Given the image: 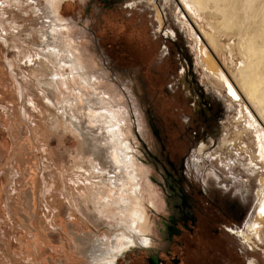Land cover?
<instances>
[{
	"label": "rangeland",
	"instance_id": "rangeland-1",
	"mask_svg": "<svg viewBox=\"0 0 264 264\" xmlns=\"http://www.w3.org/2000/svg\"><path fill=\"white\" fill-rule=\"evenodd\" d=\"M170 3L0 0V264L252 261L238 237L219 230L250 210L249 234L264 248L256 220L264 134L250 125L246 101L231 100L205 70L206 19ZM185 59L210 117L186 94ZM201 158L241 178L243 213L229 195L223 207L205 199L198 177L213 173L194 165ZM255 174L252 195L246 179ZM174 180L194 209L180 224L170 220L182 205ZM233 197L242 211V195Z\"/></svg>",
	"mask_w": 264,
	"mask_h": 264
},
{
	"label": "bare ground",
	"instance_id": "bare-ground-1",
	"mask_svg": "<svg viewBox=\"0 0 264 264\" xmlns=\"http://www.w3.org/2000/svg\"><path fill=\"white\" fill-rule=\"evenodd\" d=\"M162 1L167 6L171 4V0ZM181 1L187 7L196 9L207 21V24L199 22L204 39L200 52L205 70L228 92L231 100L239 103L246 101V114L248 113L249 121L253 122L250 125L254 131L260 130L263 135L264 0ZM157 18L161 19L160 10ZM224 36L230 40L223 42ZM236 53L239 54L238 58H235ZM258 137L257 133L256 138ZM258 144L255 140L254 145ZM241 148L253 153L252 158H259L256 150L242 145ZM262 165L264 167V162ZM262 175L260 180L263 181V189L258 190V195L262 196L258 221L264 222V174Z\"/></svg>",
	"mask_w": 264,
	"mask_h": 264
},
{
	"label": "flooded vegetation",
	"instance_id": "flooded-vegetation-1",
	"mask_svg": "<svg viewBox=\"0 0 264 264\" xmlns=\"http://www.w3.org/2000/svg\"><path fill=\"white\" fill-rule=\"evenodd\" d=\"M116 1H119V0H116ZM152 2H154L155 0H150ZM162 1V0H161ZM115 5V4H114ZM167 6V5H165ZM169 8H171V4L169 6H167ZM132 8V7H131ZM158 10L161 11V9L159 7H157V13H158ZM162 12V11H161ZM158 20V18H157ZM161 27L162 25L164 24V21L163 23H161L160 20H158ZM161 32V31H160ZM166 38H168L167 40L169 41H175L177 38V33L175 31H169V32H165V35H164ZM164 37V38H165ZM157 39L159 38L158 36L156 37ZM182 66H181V69H180V78L183 82H185L187 84V90L184 88V90H186V94L188 96H191L195 99V103H194V107L196 108V111L198 110L200 112H205L206 115L208 117L211 116V112L206 109L205 107V104L203 103L205 101V98H208L207 95H205L203 93V91L199 92L198 90H196V86L195 84L193 83L194 81V75L191 74V67L192 65H190V63L186 62V59L185 60H182ZM205 91V90H204ZM226 91V90H225ZM228 93V92H227ZM229 95V94H228ZM230 97V96H229ZM207 103V102H206ZM206 145L203 143L201 146H200V149L204 148ZM205 151L202 149V152ZM199 159V158H198ZM199 166V165H203L206 169H208L207 171H211L213 173V175L211 176H207V179H208V182H212V184L214 185V193L211 192V190L209 189V186H208V182H206L204 180V176L205 174H203L202 172H200L199 174V177L198 179L202 180L203 183H204V189H202V193L205 195V199L207 200V198L211 200L212 203L211 206H217V205H220L221 207L224 206V203L222 201V196H227L229 195L230 198H233V196L239 198V196L242 195V211L241 209H239L237 207V204L238 202H234L233 199H231L232 201L230 202V206L232 207V210L235 211V212H244V209L243 207L245 208L246 207V201L243 197V192L242 190L239 191V189L237 188L238 187V183L237 181H241V178L232 174V173H229L227 171V173L225 171H223L222 169H220L219 167H217L218 165L215 163V161L211 160V159H207V158H201L200 159V162H197V163H194V165ZM201 168V167H200ZM219 176V178H217L215 176V173ZM258 174H255L254 177H250L249 179L247 178L246 181H247V185L246 187L248 186L251 190V192L253 191V188L254 186L256 185V181H258ZM221 178V179H220ZM223 178V180H222ZM222 180V181H221ZM221 181V183H219ZM245 181V182H246ZM242 182V181H241ZM172 184L175 186V189H172V191L176 192V197L179 198L181 201H182V205L181 207L178 209L179 211V215H175L173 217L170 218V220H172L173 223H177L178 220H183L185 218H187V216L185 217L184 214L187 212L188 213H191L194 209L190 206V202L187 198V194L186 193H183V190L180 189L181 186L179 187L177 181H173ZM172 185V186H173ZM258 192V191H257ZM257 192H256V195H257ZM178 193L180 195H178ZM255 194V193H254ZM181 195L182 198H181ZM252 195H253V192H252ZM213 196V198H211ZM224 210V209H223ZM251 212L247 213L246 215V219L244 221V223H238V222H234L230 225L226 224V223H220L219 225V230H225L226 232H228L230 235H234L236 237H238L241 242L243 244H245L247 246V252H252L254 257L252 258L253 260L250 261L248 260V256L245 258V257H240V260L239 259H236L234 261V264H263V262H261L258 257L256 256V253L257 255H259L260 257H262V260L264 261V248L260 246V244L257 242L258 240H256L253 236V238L250 236L249 234V231L250 230H253L251 229V225L250 223L248 222L249 220H254L252 219L251 215L252 213L254 212L253 210H250ZM182 217V218H181ZM178 218V219H177ZM181 218V219H180ZM175 220V221H173ZM256 220L258 221V213L256 215ZM184 221V220H183ZM181 222H178V224H180ZM256 236V235H255ZM257 237V236H256ZM259 239V238H257ZM262 238H260V242L262 241L261 240ZM257 243V244H256ZM248 245L250 246V248L248 247ZM250 250V251H249ZM259 251H261V253H259Z\"/></svg>",
	"mask_w": 264,
	"mask_h": 264
}]
</instances>
